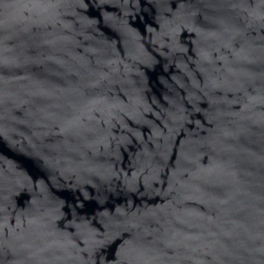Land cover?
<instances>
[{"label": "water", "instance_id": "1", "mask_svg": "<svg viewBox=\"0 0 264 264\" xmlns=\"http://www.w3.org/2000/svg\"><path fill=\"white\" fill-rule=\"evenodd\" d=\"M0 264H264V0H0Z\"/></svg>", "mask_w": 264, "mask_h": 264}]
</instances>
